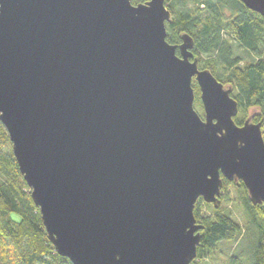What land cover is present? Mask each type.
<instances>
[{"label":"water","instance_id":"1","mask_svg":"<svg viewBox=\"0 0 264 264\" xmlns=\"http://www.w3.org/2000/svg\"><path fill=\"white\" fill-rule=\"evenodd\" d=\"M170 20L164 0H0V123L71 264H191L198 199L218 207L225 180L264 203L261 124L234 123L231 89L189 35L166 41Z\"/></svg>","mask_w":264,"mask_h":264},{"label":"trees","instance_id":"2","mask_svg":"<svg viewBox=\"0 0 264 264\" xmlns=\"http://www.w3.org/2000/svg\"><path fill=\"white\" fill-rule=\"evenodd\" d=\"M146 1L131 0V3L137 5ZM188 1L192 3L190 8L177 10V4L183 6ZM165 5L171 13L170 22L165 24L166 41L179 45L181 35H189L193 40L191 52L198 67L201 66L199 69L208 70L224 87L231 89L230 96L238 105L234 123L242 126L247 118H251L263 128L264 18L239 0H165ZM232 41L251 54L253 60L241 65L242 59L234 55ZM176 54L179 55L178 51ZM218 67L227 74L229 84L215 74ZM192 88L198 95L195 83ZM242 112L247 114L241 117ZM9 148L8 135L0 123V264H71L55 252L47 239L39 209L30 193L25 191L28 187ZM227 184L230 183L224 180L223 186ZM231 184L243 188L250 220L258 230L257 240L251 245L249 264H264V203L253 206L244 185L241 182ZM201 202V199L197 200L193 211L196 222L203 226L196 261H203L215 251L219 242L233 241L241 232L240 226L229 215L202 217ZM228 264L245 263L233 255Z\"/></svg>","mask_w":264,"mask_h":264},{"label":"rangeland","instance_id":"3","mask_svg":"<svg viewBox=\"0 0 264 264\" xmlns=\"http://www.w3.org/2000/svg\"><path fill=\"white\" fill-rule=\"evenodd\" d=\"M191 6L192 3L188 1L183 6L177 4L176 8L177 10H183V8L188 9ZM232 45L234 48V55L242 59L241 65L253 60L252 55L245 51L243 48H238L236 42L232 41ZM199 68H201V66ZM215 74L217 75V77H219L222 82L229 84L226 80L227 74L223 71L221 67H218L215 70ZM194 83L196 84V82L193 80L192 85ZM194 94L195 98L193 102V109L200 118H203L204 110L199 97L200 93L196 95V93L194 92ZM249 111L250 110L246 112ZM246 112L240 113V116L242 117L243 114H245ZM261 130L264 137V127L262 128L261 126ZM9 150L11 152V143ZM25 191L26 193H30L29 188ZM199 207L200 214L202 217H211L216 214H225L227 216L229 215L240 226L241 232L233 241L219 242L216 246L215 251L212 254H210L203 261L194 260V264H228L229 258L233 255L239 257L241 261L245 264H249L252 256L251 245L253 244V242L255 244L257 240L258 230L254 227V224L250 220V212L248 211L246 203L244 201L243 188L239 186H234L231 183L224 185L221 190V196L219 198L218 207H214L212 204H207L203 201L200 203ZM256 218L259 219L260 217L256 216ZM262 221L264 222V216L262 217ZM199 222L201 223L202 221Z\"/></svg>","mask_w":264,"mask_h":264}]
</instances>
